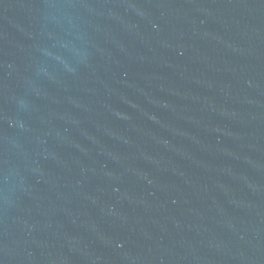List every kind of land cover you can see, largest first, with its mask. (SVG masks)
<instances>
[{
    "label": "water",
    "instance_id": "95a60500",
    "mask_svg": "<svg viewBox=\"0 0 264 264\" xmlns=\"http://www.w3.org/2000/svg\"><path fill=\"white\" fill-rule=\"evenodd\" d=\"M0 264H264V0H0Z\"/></svg>",
    "mask_w": 264,
    "mask_h": 264
}]
</instances>
